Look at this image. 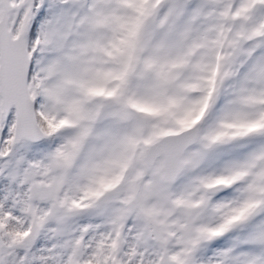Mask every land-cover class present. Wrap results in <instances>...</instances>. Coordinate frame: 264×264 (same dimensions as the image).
I'll use <instances>...</instances> for the list:
<instances>
[{
	"label": "snow or ice",
	"instance_id": "obj_1",
	"mask_svg": "<svg viewBox=\"0 0 264 264\" xmlns=\"http://www.w3.org/2000/svg\"><path fill=\"white\" fill-rule=\"evenodd\" d=\"M0 264H264V0H0Z\"/></svg>",
	"mask_w": 264,
	"mask_h": 264
}]
</instances>
